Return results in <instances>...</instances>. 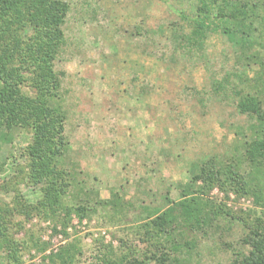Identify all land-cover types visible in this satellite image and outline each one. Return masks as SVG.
I'll use <instances>...</instances> for the list:
<instances>
[{"label":"rangeland","instance_id":"obj_1","mask_svg":"<svg viewBox=\"0 0 264 264\" xmlns=\"http://www.w3.org/2000/svg\"><path fill=\"white\" fill-rule=\"evenodd\" d=\"M64 1L65 41L54 61L60 86L50 98L66 115L69 145L59 158L70 182L64 200L95 211L81 219L73 214L67 225L19 213L20 197L36 204L43 193L27 177L31 132L23 120L28 113L17 105L20 127L0 143V208L9 209L6 231L20 244L22 264H49V256L68 244L75 264L174 244L179 262L172 264H232L246 232L238 221L219 218L203 230L181 221L155 247L140 225L150 212L167 209L166 197L178 201L179 185L206 160L249 170L245 146L256 120L240 101L248 94L264 99V10H253L257 0H238L249 5L252 29L241 50L221 31L190 40L198 0ZM252 178L264 186V177ZM114 195L117 206L103 203ZM203 195L264 222V206L253 195L218 187Z\"/></svg>","mask_w":264,"mask_h":264},{"label":"trees","instance_id":"obj_2","mask_svg":"<svg viewBox=\"0 0 264 264\" xmlns=\"http://www.w3.org/2000/svg\"><path fill=\"white\" fill-rule=\"evenodd\" d=\"M199 7L192 21L190 40L202 41L211 32L221 31L231 43L241 50L250 44L252 29L247 24L251 18L247 3L238 0H198ZM253 10L263 9L264 0L252 2ZM69 11L64 0H0V143L11 141V135L20 127L17 105L28 116L24 125L30 129L31 141L24 155L29 159V182L39 185L42 198L36 204L24 202L20 197L19 213L36 214L54 218L63 225L76 214L88 217L95 211L87 204H67L65 196L70 182L68 171L60 167V160L68 150L65 134V113L50 103L57 95L60 79L54 69V61L65 41L63 25ZM218 21H217V20ZM32 91V94H31ZM243 112L256 120L254 137L246 143L245 160L249 170L243 172L237 163L221 165L210 158L198 170L191 172L189 180L179 185L181 198L168 200L167 209L158 214L150 212L148 220L140 225L146 241L154 242L171 236L172 230L181 221L196 230L210 227L213 221L224 218L238 221L245 227L240 239L241 247L233 250L232 264H264V222H252L234 212L227 204H218L208 198L214 187L229 192L249 194L256 204L264 206V186L258 181L253 184V175L264 177V99L248 94L240 101ZM118 197L103 201L118 205ZM8 208H0V264H22L18 241L8 238L6 215ZM158 243V242H157ZM233 245H230L232 247ZM73 244L62 246L52 253L49 264H75L71 252ZM179 246L155 247L150 253L132 249L126 253H109L102 256L98 264H172L179 262L176 255Z\"/></svg>","mask_w":264,"mask_h":264}]
</instances>
